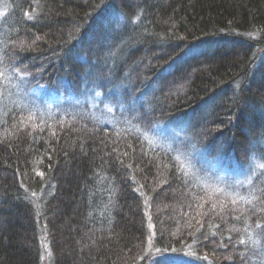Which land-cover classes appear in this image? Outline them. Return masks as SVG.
<instances>
[{
  "label": "trees",
  "instance_id": "16d2710c",
  "mask_svg": "<svg viewBox=\"0 0 264 264\" xmlns=\"http://www.w3.org/2000/svg\"><path fill=\"white\" fill-rule=\"evenodd\" d=\"M6 6L0 264H147L153 251L188 250L211 264H264V168L236 191L202 166L220 149L241 169L252 152L264 163V0ZM90 69L104 98L119 85L131 99L148 89L147 103L109 126L12 95L59 80L80 92ZM186 117L191 153L154 142L156 126Z\"/></svg>",
  "mask_w": 264,
  "mask_h": 264
},
{
  "label": "rangeland",
  "instance_id": "374dc122",
  "mask_svg": "<svg viewBox=\"0 0 264 264\" xmlns=\"http://www.w3.org/2000/svg\"><path fill=\"white\" fill-rule=\"evenodd\" d=\"M6 3L7 0H0V21H3L8 11L6 9ZM111 15V21L114 20L113 22L116 24L120 23L122 18L116 15L114 10L112 11ZM2 21L0 22V25ZM105 26L109 25L106 23ZM199 48H201V46L195 47L194 50ZM260 57L262 58V61H264V52L263 54H260ZM98 65L101 69V65ZM102 69L104 70L103 67ZM169 70H172V67L169 68ZM167 71L168 70L163 71L165 72L164 74H166ZM98 76H100V72H98V70L90 69V72H88L89 78L87 77V81L82 83L80 92L73 91V89L65 80H59V84L52 87L39 86L37 88L40 90L33 88L27 90L23 94L12 95L18 97H23L26 95V99L21 100L24 106L35 107L36 103H40L44 109H47L51 112L83 109L82 111L89 114L101 125L109 126H118L121 123L120 115L116 114L115 112L127 113L129 109L135 111L137 108L143 107L147 103L148 99L146 98V92L148 89H145L138 97L131 99V97H127V95L124 93H119V85L110 88L108 97L104 98L97 86L99 81ZM34 95L41 98L40 102L36 100L38 98ZM10 103L14 104V102L8 99L7 105H10ZM184 119L186 120H183V123L178 120L174 122L170 121L162 123L156 126L154 128L156 135L153 138L154 142L159 144V147H164L169 150H172L171 148L173 147L174 143L178 146L186 144L191 153L193 146L188 141L190 135L189 132L191 129L190 118L186 117ZM14 121L15 126L18 128L22 126L17 125L18 121L20 124L22 123L20 119L16 118ZM261 145L259 144V146ZM255 146H257V144H254V147ZM195 154L196 157L198 156V160L202 157L199 152L195 151ZM251 156L252 158H249L246 167L241 169L244 164H242L240 168L239 162L233 154L220 149L213 157H204L202 160V166L205 168L209 176L212 175L223 180L227 177L228 179L226 181V185L231 187L233 190L244 191L248 188L247 184L250 182L248 181L246 184L243 178L250 177L254 173H258L261 167L264 168V163L261 162L259 156H256L253 152L251 153ZM214 183L216 184V180ZM151 254L152 256L147 264H211L207 262L204 257H194V254L190 253L189 250L187 252L182 251L180 253L173 252L167 254L153 251Z\"/></svg>",
  "mask_w": 264,
  "mask_h": 264
}]
</instances>
